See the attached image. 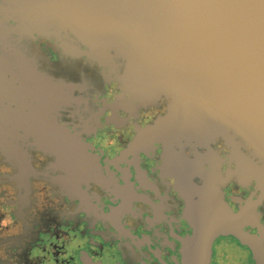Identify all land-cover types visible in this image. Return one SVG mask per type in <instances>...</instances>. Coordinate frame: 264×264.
<instances>
[{"label":"water","instance_id":"obj_1","mask_svg":"<svg viewBox=\"0 0 264 264\" xmlns=\"http://www.w3.org/2000/svg\"><path fill=\"white\" fill-rule=\"evenodd\" d=\"M39 39L54 41L67 56L118 61L117 81L124 100L134 101L131 87L137 81L145 86L152 84L150 78L160 80L154 85L155 98L139 106H156L165 100L167 113L147 131L138 129L128 152L148 153L155 144H162L166 169L177 159L200 175L201 184L188 176L180 180L194 229L183 241L182 264H211L213 243L222 235L236 237L253 251L257 264H264V229L260 228L261 237L246 232L245 227L257 223L258 216L247 206L234 212L226 203L224 160L211 147L221 141L230 164L237 168L228 178L256 182L264 199V0H0V81L17 77L19 61L30 59L37 76L66 95L54 108L63 107L82 102L74 92L83 87L54 79L40 69L29 49ZM0 104L18 107L11 100ZM3 120L0 154L18 167L20 175L27 167L26 176L19 179L22 185L33 170L29 148L48 153L60 163L59 141L42 142L34 134L27 138L17 120L10 121L13 129ZM174 121L182 132L172 126ZM54 126L60 137L78 144L86 155L79 133L60 120ZM6 130L10 137H4ZM9 143L22 160L12 154ZM191 148L206 153L197 152L191 160L184 154ZM88 156L89 175L97 178L98 160ZM195 200L207 203L209 210L202 216L194 210Z\"/></svg>","mask_w":264,"mask_h":264},{"label":"flooded vegetation","instance_id":"obj_2","mask_svg":"<svg viewBox=\"0 0 264 264\" xmlns=\"http://www.w3.org/2000/svg\"><path fill=\"white\" fill-rule=\"evenodd\" d=\"M29 49L40 69L49 76L81 84L83 91H75L74 95L83 101L54 108L66 100V95L37 76L32 61L25 59L29 71L20 69L17 77L0 86V103L11 100L18 107L11 109L0 104V111L38 106L45 125L55 128L56 120L68 124L73 133H79L87 149L84 156L78 144L60 139L56 145L60 165L56 157L29 148L28 160L33 170L28 173L26 185L19 179L26 176L27 167L20 175L18 167L6 162L0 154L3 157L0 166L14 170L13 174H0V186L13 185L11 194L6 190L0 192V221L9 215L4 209L11 208L10 214L15 217L14 225L0 226V264H182L183 241L194 229L187 218L188 203L180 192V180L188 176L201 184L200 175L187 170L177 159L166 169L162 144H155L148 153L128 152L138 129L167 113V102L139 106L141 98L132 90L134 101H128L131 107L127 110L122 105L124 94L117 81L118 61L105 64L98 58L99 64L86 57L67 56L59 45L47 39H39ZM36 82L44 90L40 95ZM115 114L124 115L125 119L116 122ZM149 114L153 118L146 123ZM2 119L8 128H12L10 121L17 120L18 128L27 138L28 134H34L45 141L18 117L0 112V122ZM172 126L180 129L177 123ZM4 133V137H10L7 130ZM9 144L12 154L22 160L21 154ZM222 144L220 141L211 147L224 160L221 170L228 179L222 188L224 199L234 212L247 206L258 216V222L246 226L245 231L261 237L262 193L256 182L228 178L229 172H236L237 168L230 164L229 152ZM116 147L120 151L113 159L109 151L115 152ZM197 152L205 154L206 150L191 148L184 154L194 160ZM35 153H41L44 159L36 160ZM88 155L98 160L97 178L89 175L92 163ZM65 183L74 188H67ZM49 190L52 195L39 196ZM195 201L194 210L202 216L208 209L207 203ZM230 246L241 251L240 259L227 251ZM211 264H257V261L253 251L241 245L236 237L222 235L213 243Z\"/></svg>","mask_w":264,"mask_h":264},{"label":"bare ground","instance_id":"obj_3","mask_svg":"<svg viewBox=\"0 0 264 264\" xmlns=\"http://www.w3.org/2000/svg\"><path fill=\"white\" fill-rule=\"evenodd\" d=\"M68 50H72V48L69 47ZM100 59L105 64L112 62V59H110V58L100 57ZM19 64H20L19 69H21L23 72L29 71V68L26 65L24 60H20ZM131 80H132V82L136 81V78L134 75L131 76ZM150 82L152 84L149 83V85L138 86L137 85L138 81H137V83H135V85H133L131 87V90H133L141 98V102L145 103L146 101H151L155 98V95L157 94V90L154 87V85L157 84L156 86H158V84L160 83V80L156 81V80L150 78ZM5 83H6V81H3V82L0 81V86L5 85ZM151 85H153V87ZM36 92L39 95L44 92L43 88H41L40 84H38V83L36 84ZM122 105L124 107H126L127 110H129V108L131 107L129 102L126 100H122ZM0 112H5V113L7 112L13 116L18 117L23 123H25L31 129L38 132L43 137V139H45V140L46 139H56L57 141H59L60 139H63V137L59 136L58 132L56 131V129L54 127L47 126L41 121V118H42V117H40L41 116V110L38 108V106H31L28 109L5 110V111H0ZM161 118H162V116L158 117L157 119L152 121L150 124H148L146 127H140L139 130L141 132L147 131L149 128L156 126ZM124 119H125L124 115L115 114V116H114V120L116 122H120ZM173 123L175 124V123H177V121H174ZM181 125H183V123H181ZM133 143H134V139L129 144L131 145Z\"/></svg>","mask_w":264,"mask_h":264},{"label":"clouds","instance_id":"obj_4","mask_svg":"<svg viewBox=\"0 0 264 264\" xmlns=\"http://www.w3.org/2000/svg\"><path fill=\"white\" fill-rule=\"evenodd\" d=\"M114 90H115V89L113 88V91H114ZM109 95L111 96L112 93L110 92ZM152 118H153V117H152L151 114L147 115V121H146V123H147L148 121H151ZM101 142H102V141H96L95 143H97V144L99 145ZM113 143H115V142H113ZM119 151H120L119 147H116L115 152L109 151V155H111L112 158L115 159V156H116V154H117ZM35 157H36V160H38V159H39V160H43V159H44V156H42L41 153H35ZM2 160H3V157H0V161H2ZM36 167H39V165L36 164ZM13 172H14V170H13L11 167L7 166V165L0 166V174H13ZM12 186H13V185H11V186H9V185L0 186V192L6 190L9 194H11L12 191H13ZM45 195H49V196L52 195L51 190H49L48 193H44V192L39 193V196H40L41 198H43ZM5 200H6V199H5ZM4 211H5V212H8L9 215L7 216L6 219H4L3 221H0V226H3L4 228H8L10 225H14V224H15V217H13V216L10 214L11 211H12L11 208L4 209ZM15 231H16V229L13 228V229H12V232H15ZM254 236H255V235H254ZM37 255H39V253H37Z\"/></svg>","mask_w":264,"mask_h":264},{"label":"rangeland","instance_id":"obj_5","mask_svg":"<svg viewBox=\"0 0 264 264\" xmlns=\"http://www.w3.org/2000/svg\"><path fill=\"white\" fill-rule=\"evenodd\" d=\"M102 143V142H101ZM103 144V143H102ZM228 252H230L231 254L235 255L238 259H240L242 257V253L241 251L238 250V248H236V246H230L227 249Z\"/></svg>","mask_w":264,"mask_h":264}]
</instances>
